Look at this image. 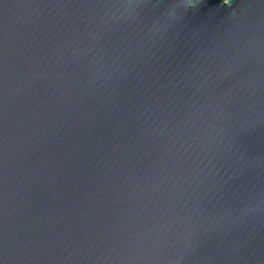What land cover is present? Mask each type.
Instances as JSON below:
<instances>
[{
	"label": "water",
	"instance_id": "obj_1",
	"mask_svg": "<svg viewBox=\"0 0 264 264\" xmlns=\"http://www.w3.org/2000/svg\"><path fill=\"white\" fill-rule=\"evenodd\" d=\"M0 264H264V0H0Z\"/></svg>",
	"mask_w": 264,
	"mask_h": 264
}]
</instances>
